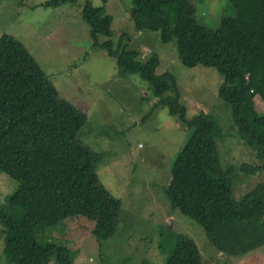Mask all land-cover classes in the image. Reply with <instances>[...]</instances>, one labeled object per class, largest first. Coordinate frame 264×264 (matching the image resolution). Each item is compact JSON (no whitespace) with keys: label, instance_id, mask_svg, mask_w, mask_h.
<instances>
[{"label":"trees","instance_id":"1","mask_svg":"<svg viewBox=\"0 0 264 264\" xmlns=\"http://www.w3.org/2000/svg\"><path fill=\"white\" fill-rule=\"evenodd\" d=\"M78 1L47 0L42 6ZM227 1L229 15L215 30L198 21L191 0H134L131 20L138 31L160 33L165 44L175 41L183 67L202 66L223 76L219 96L233 108L237 135L262 168L221 164L214 121L205 113L186 119L174 78L157 75L158 56L141 61L140 53L124 42L125 34L115 49L113 17L104 6L86 2L81 18L94 45L116 59L120 75H140L161 106L190 131L170 168L171 205L197 222L222 254L244 258L264 247V184L235 197L236 175L250 177L264 168V114L254 104L255 98L264 103V0ZM102 36L110 40L101 44ZM86 121L59 98L22 43L11 35L0 37V172L18 183L13 195L0 201L4 255L10 264H72L67 248L37 240L40 230L67 219L94 222L101 241L116 234L122 201L100 183L103 155L79 141ZM17 208L23 211L20 219L12 212ZM166 264L204 262L197 243L179 236Z\"/></svg>","mask_w":264,"mask_h":264},{"label":"rangeland","instance_id":"2","mask_svg":"<svg viewBox=\"0 0 264 264\" xmlns=\"http://www.w3.org/2000/svg\"><path fill=\"white\" fill-rule=\"evenodd\" d=\"M47 0H0V37L7 34L22 43L60 99L85 115L79 141L103 155L98 169L100 183L122 201L116 234L101 241L96 225L71 218L52 229L39 231L37 240L67 248L72 264H166L179 236L193 239L204 264H264V247L244 258L222 254L194 220L183 216L167 195L170 168L190 136L170 109L160 104L151 84L140 75L122 77L116 59L95 46L89 27L81 18L86 2L104 6L113 17L115 49L122 35L140 60L151 55L160 59L157 75L170 74L180 95L186 119L201 113L215 123L217 149L223 166L249 165L262 168L255 153L237 135L233 108L220 98L223 76L215 69L183 67L176 42L165 44L160 33L138 31L131 20L134 0H79L58 8L43 7ZM197 19L215 30L223 15H229L227 0H191ZM110 39L102 36L101 44ZM172 96L171 94L168 97ZM258 114L264 103L254 100ZM235 197L264 184L263 171L246 177L237 175ZM18 183L0 172V201L7 200ZM12 211L17 218L23 211ZM0 224V264H10ZM50 264H55L51 261Z\"/></svg>","mask_w":264,"mask_h":264}]
</instances>
